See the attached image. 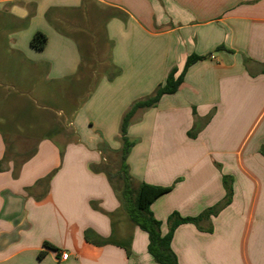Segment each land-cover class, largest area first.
<instances>
[{
  "label": "crops",
  "instance_id": "crops-1",
  "mask_svg": "<svg viewBox=\"0 0 264 264\" xmlns=\"http://www.w3.org/2000/svg\"><path fill=\"white\" fill-rule=\"evenodd\" d=\"M94 8L104 18L110 71L95 79L85 102L66 101L74 106L58 110L64 126L52 132V109L28 96L46 98L50 85L82 91L79 36L91 34ZM37 31L48 36L42 50L31 45ZM0 33L8 48L0 53V89L18 93L7 106L21 109L10 119L0 115V161L6 129L37 141L18 169L11 161L0 171V264H158L106 173L92 169L115 152L97 151L83 135L92 141L100 131L105 139L109 128L121 139L124 114L191 54L205 58L178 91L135 113L129 172L136 184L173 185L151 205L163 234L173 211L197 216L221 202L223 175L231 176L232 202L202 229L177 227L172 248L180 264H264V0H0ZM69 129L76 139L62 160L55 141ZM51 173L46 190L40 182ZM86 231L93 240L131 241V254L87 241ZM44 241L58 250L40 257Z\"/></svg>",
  "mask_w": 264,
  "mask_h": 264
},
{
  "label": "trees",
  "instance_id": "trees-1",
  "mask_svg": "<svg viewBox=\"0 0 264 264\" xmlns=\"http://www.w3.org/2000/svg\"><path fill=\"white\" fill-rule=\"evenodd\" d=\"M47 42L48 36L42 31H37L31 39V45L37 50L44 49L47 45ZM204 58L205 57L197 54H191L190 56H188L185 65L180 72L178 68H173L168 74L165 82L160 84L152 95L148 96L145 99L136 101L124 114L120 125L122 147L120 149V152L118 153L119 163L115 175L118 179L119 184L114 182V176L110 171L107 163L104 162L100 165L92 166V169L95 172L106 173L113 187V190L121 203V207L127 214L128 219L134 225L147 233L149 240L148 252L152 256L154 261L158 264H180L178 257L172 248V240L177 227L185 223H192L199 229H202L200 225L202 221L210 219L211 216H217L219 212H221V210H223L232 202L233 199V178L229 175H223V185L226 194L221 202L208 207L197 216H182L179 212L173 211L167 219L168 232L166 234H163L162 221L156 218L153 211L151 210V205L158 198L169 193L173 189V185L164 187L148 184L145 182L136 184L135 179L129 172V166L127 163L129 153L134 145V143L128 136V129L131 125L135 113L140 109H146L157 105V103L164 95L176 93L183 83L185 74L187 73L188 69L193 64L197 63L200 60H203ZM193 134L194 133L191 132V135ZM5 160L6 156L3 160L0 161V171L4 169ZM51 177L52 174H50L40 182L41 184L45 185L46 190ZM211 230L212 229L209 228L208 232H211ZM85 238L87 241L96 245L116 244L122 246L123 248H125L128 255L131 254V241L123 243L112 238H98L93 240L89 235V231H86ZM43 246L45 249L40 252V257L44 256L47 250H58V248L49 241H44Z\"/></svg>",
  "mask_w": 264,
  "mask_h": 264
},
{
  "label": "rangeland",
  "instance_id": "rangeland-1",
  "mask_svg": "<svg viewBox=\"0 0 264 264\" xmlns=\"http://www.w3.org/2000/svg\"><path fill=\"white\" fill-rule=\"evenodd\" d=\"M95 9V8H94ZM100 12V11H99ZM97 11V9L93 10V12H90V21L88 22L90 28H91V34L88 33L87 36H79V51L82 54V57L84 59V68L86 69V74L82 76V91L78 90V88L73 87L72 85L68 86H60V85H50L48 97L40 98L34 95L33 97L28 96V100L34 104V106H42L47 105L50 106L52 110H48V114L46 115V111L37 109V111L43 115L48 116V121L52 127V132L58 130L63 125L64 116L60 114L58 111L61 109V107H71L74 106L68 104L66 101L69 98H72V100L75 102V105H80L83 102L87 100L86 96L88 95V90L92 88V84L95 81V79H98L103 72L110 71L109 69V52L110 48L106 42L105 34H104V18L101 16V14ZM64 30L66 32L73 34L71 31H73L71 28H68V26L64 27ZM71 30V31H70ZM2 31V30H1ZM74 32V31H73ZM81 37V38H80ZM7 39L6 35L3 34V36L0 33V45L3 40ZM8 50L6 43H3L2 46H0V53L1 51ZM2 52V53H3ZM1 53V54H2ZM18 95V93L14 92L12 89H0V115H5L8 119H10L12 114H15V111L21 109H14L10 108L8 105L9 101L13 102L14 98ZM8 97L5 102L2 101L1 98ZM9 99V100H8ZM5 107H4V106ZM72 108V107H71ZM70 108V109H71ZM12 115V116H10ZM105 126H111V124H97L95 128H103L106 130ZM113 125L111 126V128ZM120 129V127L118 126ZM107 137L104 139L102 132L95 133L91 130L90 133L93 134L92 141H89L86 136L88 134L83 135V142L88 143L91 142V147L95 146V149L97 151H103L104 154L107 155V152H115L114 154L107 155L106 161L107 165L109 166L110 171L113 174L114 182L119 184L118 179L116 178V171L118 169V163H119V154H116L120 152V149L122 147V141L119 138L114 137V133L110 132L111 129L107 128ZM89 132V131H87ZM85 132V133H87ZM5 133L7 134V156L6 160L4 161V166L9 165V162H13L16 169L19 168L20 164L28 158L29 154L33 152L36 140H25L23 138L19 137H12L11 136V130L6 129ZM74 132L69 129L66 132V135L68 136L65 139H60L58 141H55L57 147L59 148V156L63 160L65 156V152L67 150V147L70 146L74 140L76 139V136L73 134ZM109 136V137H108ZM130 138V137H129ZM130 140L134 143L133 147L138 143L137 139H131ZM76 142V141H75ZM118 145V151H114L112 148H115ZM132 147V148H133ZM110 150V151H109ZM22 153V155H21ZM52 177H53V173Z\"/></svg>",
  "mask_w": 264,
  "mask_h": 264
},
{
  "label": "built area",
  "instance_id": "built-area-1",
  "mask_svg": "<svg viewBox=\"0 0 264 264\" xmlns=\"http://www.w3.org/2000/svg\"><path fill=\"white\" fill-rule=\"evenodd\" d=\"M68 253H62L61 259L66 260L68 258Z\"/></svg>",
  "mask_w": 264,
  "mask_h": 264
}]
</instances>
